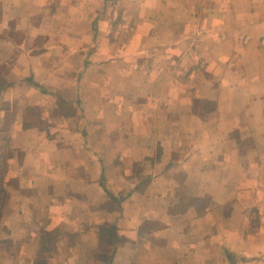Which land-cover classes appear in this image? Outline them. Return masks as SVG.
<instances>
[{
	"label": "crops",
	"instance_id": "0c3cea01",
	"mask_svg": "<svg viewBox=\"0 0 264 264\" xmlns=\"http://www.w3.org/2000/svg\"><path fill=\"white\" fill-rule=\"evenodd\" d=\"M0 264H264V0H0Z\"/></svg>",
	"mask_w": 264,
	"mask_h": 264
},
{
	"label": "rangeland",
	"instance_id": "374dc122",
	"mask_svg": "<svg viewBox=\"0 0 264 264\" xmlns=\"http://www.w3.org/2000/svg\"><path fill=\"white\" fill-rule=\"evenodd\" d=\"M113 1H117V0H113ZM2 163L0 164V196L2 194V192L5 191V188L3 186V180L5 178L6 175V168L4 165V161H5V154H3V160L1 159Z\"/></svg>",
	"mask_w": 264,
	"mask_h": 264
}]
</instances>
